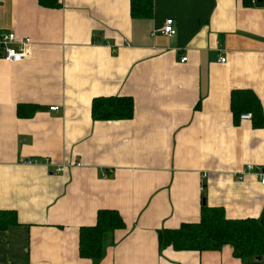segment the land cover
<instances>
[{
  "label": "crops",
  "instance_id": "1",
  "mask_svg": "<svg viewBox=\"0 0 264 264\" xmlns=\"http://www.w3.org/2000/svg\"><path fill=\"white\" fill-rule=\"evenodd\" d=\"M59 2L0 0V33L32 41L25 61L0 56V210L18 222L0 228V264H263L229 246L160 249L158 230L199 221L204 200L264 215L256 169L239 176L264 172V127L231 109L236 89L264 107V2L153 0L151 17L132 16L131 0ZM110 95L133 97L131 119H93V99ZM105 208L126 227L93 261L80 228Z\"/></svg>",
  "mask_w": 264,
  "mask_h": 264
},
{
  "label": "trees",
  "instance_id": "2",
  "mask_svg": "<svg viewBox=\"0 0 264 264\" xmlns=\"http://www.w3.org/2000/svg\"><path fill=\"white\" fill-rule=\"evenodd\" d=\"M248 4L263 5L264 0H246ZM43 7L58 8L59 0H39ZM153 0H131L132 16H152ZM31 106H36L30 104ZM19 112L22 113V105ZM36 108V107H35ZM132 96H98L92 101L94 120H127L134 115ZM231 109L238 120L242 113L250 112L255 127H264V107L258 95L249 89H236L231 93ZM17 216L11 210H0V228L16 224ZM126 227L117 209L105 208L97 212L94 225L80 228V255L97 261L116 230ZM159 248L172 247L177 251H220L232 249L234 257L244 263L264 264V215L261 218H230L224 207L203 204L201 217L196 222H184L178 228L158 230Z\"/></svg>",
  "mask_w": 264,
  "mask_h": 264
},
{
  "label": "built area",
  "instance_id": "3",
  "mask_svg": "<svg viewBox=\"0 0 264 264\" xmlns=\"http://www.w3.org/2000/svg\"><path fill=\"white\" fill-rule=\"evenodd\" d=\"M257 0H252L255 3ZM162 32L167 36H174L177 33V28L175 20L173 18H167L165 24L162 28ZM31 45L32 41L29 37L19 39L16 34L12 31L0 33V56L6 61L11 63H18L25 61L30 58L31 55ZM187 57H183L181 61H186ZM221 62H225L226 58L221 57L219 59ZM51 110L58 111L59 106H51ZM243 120H249L252 118L251 113H244L241 116ZM25 164L32 165L37 163L34 159L24 160ZM80 165V164H79ZM64 166H57L55 170L61 171ZM256 169L257 174L259 175L260 183L264 186V172L261 167H255L254 165H247L239 175L240 177L244 176L246 173H249Z\"/></svg>",
  "mask_w": 264,
  "mask_h": 264
},
{
  "label": "water",
  "instance_id": "4",
  "mask_svg": "<svg viewBox=\"0 0 264 264\" xmlns=\"http://www.w3.org/2000/svg\"><path fill=\"white\" fill-rule=\"evenodd\" d=\"M259 1H262V0H259ZM203 203L205 204V200L203 201Z\"/></svg>",
  "mask_w": 264,
  "mask_h": 264
}]
</instances>
